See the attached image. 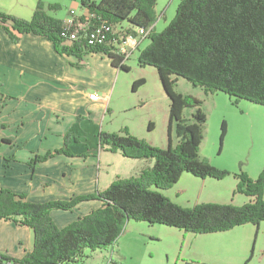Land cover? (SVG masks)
I'll list each match as a JSON object with an SVG mask.
<instances>
[{
  "label": "trees",
  "instance_id": "16d2710c",
  "mask_svg": "<svg viewBox=\"0 0 264 264\" xmlns=\"http://www.w3.org/2000/svg\"><path fill=\"white\" fill-rule=\"evenodd\" d=\"M83 10L92 16V25L106 22L123 26L131 33L137 28L150 32V43L141 51L138 65L155 68L162 89L168 96L169 122L167 148H158L131 135L128 128L119 133L100 134V149L121 154L128 160L154 161L139 176L117 179L104 191L77 196L70 201L36 204L26 196L0 189V220L27 227L34 233L33 250L19 260L4 258L13 264H79L88 250L113 247L131 221L163 225L196 235L219 234L243 225L264 223V170L257 179L241 171L234 175L236 193L247 196L242 206L198 203L187 209L163 195L184 173L202 180L218 182L231 176L218 170L200 153L204 142L207 115L204 101L176 91L179 79L190 82L205 94H226L238 100L264 106V0H182L174 20L163 32H156L159 20L157 0H81ZM43 3L38 4L30 21L0 13V28L13 42L20 36H36L50 41L60 56L78 60L92 54H104L119 71H130L123 59L108 46H89L86 41L71 42L63 36L65 20L51 17ZM57 9L51 5L49 10ZM85 17L80 21H85ZM147 40V39H146ZM146 86L141 78L132 91ZM1 99L4 95L0 93ZM192 111L191 118L185 111ZM153 124L149 125L152 130ZM177 137L173 144L171 134ZM227 134L222 125L221 143ZM77 138L65 134L60 150L36 157L33 163L49 157H72L69 146ZM98 201V210L60 229L52 218L54 211L71 212L79 204ZM250 261V260H249ZM247 262V264L249 263Z\"/></svg>",
  "mask_w": 264,
  "mask_h": 264
},
{
  "label": "crops",
  "instance_id": "0c3cea01",
  "mask_svg": "<svg viewBox=\"0 0 264 264\" xmlns=\"http://www.w3.org/2000/svg\"><path fill=\"white\" fill-rule=\"evenodd\" d=\"M156 10L158 15L159 10ZM158 17L156 31L162 18L161 15ZM118 72L112 60L104 54L84 56L82 60L60 56L46 39L22 35L18 42H13L0 28V93L9 96V101L2 102L0 113V128H5L0 129V143L6 142L0 146V189L26 196L36 204H44L67 202L77 196L104 191L119 179V175L111 176L112 165H106V170L103 168V153L98 141L92 149L89 140L84 141V129L94 122L97 124L109 113L106 99H109L110 86ZM96 93L104 100L93 101L91 96ZM159 99L160 104L153 108L144 99L126 106V111L131 114L143 110L151 113L146 120L145 134L140 133L141 128L136 131L128 124L125 128L131 135L164 149L169 146L170 100L162 89ZM157 107L161 113L163 111L162 127L165 130V137L159 143L153 139L157 125L152 110ZM151 123L153 128L149 130ZM61 127L69 130L60 131ZM67 132L77 138L69 146L72 157L61 154L33 163L36 157L60 150L65 145ZM173 134L175 145L178 140H174ZM129 161L134 162L123 163L127 169H132L131 177L139 176L154 163L151 160ZM237 184L236 180V189ZM101 206L103 204L96 200L85 202L71 212L54 211L52 218L63 229ZM33 235L27 227L0 220V254L23 259L33 250Z\"/></svg>",
  "mask_w": 264,
  "mask_h": 264
},
{
  "label": "rangeland",
  "instance_id": "374dc122",
  "mask_svg": "<svg viewBox=\"0 0 264 264\" xmlns=\"http://www.w3.org/2000/svg\"><path fill=\"white\" fill-rule=\"evenodd\" d=\"M181 1L157 0L156 8L162 18L156 32H163L171 24ZM40 2L49 16L59 20L68 17L70 11L80 13L83 10L81 0H0V13L30 21ZM51 5H56L57 9L49 10ZM122 25L125 28L130 24L125 22ZM150 42L147 39L136 56L126 62L130 71H119L114 78L106 101L109 110L107 116L92 126L87 123L89 127L84 129V141L89 140L91 149L96 141L101 145L102 132L116 134L125 129L127 124L136 131L141 128L140 133L147 132L146 120L151 113L143 110L131 114L126 111V106L139 99H144L150 108L161 102L159 96L162 85L157 69H145L138 65L141 51ZM141 78L145 79L146 86L134 93L132 86ZM176 91L204 101L202 107L208 119L201 156L218 170L230 172L231 176L218 182L184 173L176 186L161 193L187 209L198 203H232L235 206L248 203L247 196L236 193L234 175L243 171L250 178L257 179L264 170V106L247 100L237 102L235 98L220 92L206 95L202 89L195 88L184 79H179ZM8 98L5 95L3 99L0 97V113L2 102L9 101ZM152 111L156 114L154 120L157 125L153 139L159 143L165 137L162 127L164 114L159 107ZM185 116L191 118L192 111L187 109ZM223 123H226L227 134L221 143ZM0 129L3 131L5 128ZM60 129L69 130L65 127ZM173 137L177 140L175 134ZM3 143L6 142L2 141L0 146ZM102 153L103 168L106 170V165H112L110 173L113 178L119 175V179L128 180L131 177L132 169L126 168L125 161H134L127 160L121 154ZM248 261V264H264V223L258 227L243 225L225 233L196 235L168 226L131 221L113 247L88 250L79 264H247Z\"/></svg>",
  "mask_w": 264,
  "mask_h": 264
},
{
  "label": "built area",
  "instance_id": "2783aa9c",
  "mask_svg": "<svg viewBox=\"0 0 264 264\" xmlns=\"http://www.w3.org/2000/svg\"><path fill=\"white\" fill-rule=\"evenodd\" d=\"M85 17V21H80V18ZM92 16L87 13H77L70 11L69 16L65 20L63 36L71 42L84 40L89 46H108L111 52L115 53L123 59V64L126 65L128 60H131L139 51V46L146 39H149L150 32L143 28H137L134 33L122 26H112L106 22L99 25H92ZM93 101H103L104 99L98 93L91 96ZM107 101V99H106ZM4 255L0 254V264H13L4 260Z\"/></svg>",
  "mask_w": 264,
  "mask_h": 264
}]
</instances>
